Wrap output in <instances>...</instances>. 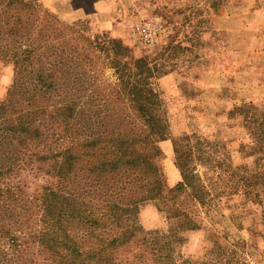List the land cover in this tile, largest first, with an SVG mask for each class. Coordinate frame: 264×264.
Instances as JSON below:
<instances>
[{"label":"trees","instance_id":"16d2710c","mask_svg":"<svg viewBox=\"0 0 264 264\" xmlns=\"http://www.w3.org/2000/svg\"><path fill=\"white\" fill-rule=\"evenodd\" d=\"M84 19L78 8L65 20L41 0H0V61L14 69L0 99V264H249L246 241L219 238L196 258L181 250L183 233L214 199L200 164L223 185L216 196L253 195L251 228L264 240V169L235 165L223 144L196 157L163 103L147 105L123 40ZM167 140L181 174L173 186L148 149ZM150 201L169 229L145 230Z\"/></svg>","mask_w":264,"mask_h":264},{"label":"rangeland","instance_id":"374dc122","mask_svg":"<svg viewBox=\"0 0 264 264\" xmlns=\"http://www.w3.org/2000/svg\"><path fill=\"white\" fill-rule=\"evenodd\" d=\"M41 1L51 7L63 3L62 0ZM80 1L81 5L93 1L96 7L103 9L108 0ZM118 1L120 9L111 16L108 27L104 28L93 20L92 12L96 8H89L84 20L87 19L92 33L107 32L110 38L122 39L127 49L138 59L146 77L145 83H141V91L147 105L154 107L163 103L171 122L172 133L178 135L188 131L196 157H203L211 152L213 146L223 144L235 165L264 169V160H258L259 157L264 158V132H256L259 125L264 127V98L250 92L251 88L247 83L249 75L245 71L241 73L238 68V73L234 74L237 65L243 70H251L257 55L245 52L243 35L233 36L215 29L216 21L219 20L217 16L224 10L229 15L237 12L239 15L249 16L247 25L251 28L254 23L249 13L252 0H218L221 4L217 0ZM214 2L217 4L214 5ZM260 3H264V0H259ZM62 5L65 6V3ZM81 5L77 4L79 7ZM179 9L182 11H178ZM146 17H158L165 29L152 45L142 43L140 37L130 30L131 23L139 24ZM167 47L170 50H166ZM154 63L158 64L159 69L163 65L168 73L177 74L174 89L169 91L160 85L159 79L164 75L159 74V69L158 72L150 73L149 69ZM223 65L233 67L229 71L232 77L229 76L227 83L218 75ZM13 76V66L0 61V99L6 96ZM235 82L243 84L237 87L247 98L246 101L249 98L257 99L255 102L251 101L252 106L235 110L219 104L218 96L228 97L237 91L234 90ZM204 83L216 85L211 86L214 88L223 83L225 86L214 95H203L201 87L203 89ZM251 116L256 119L253 125L246 121ZM226 117L239 120L241 127L233 128L235 122ZM245 126H249L248 130ZM148 149L161 165L169 186L176 184L181 179V174L174 163L172 141H162L148 146ZM198 168L209 187L213 186L214 199L210 206L202 208L201 215L198 216L201 227L183 233L186 239L181 246L183 253L200 258L219 238L222 242L241 240L247 242V262L264 264V240L251 228L255 215L260 210L253 195L216 196L218 192L215 191H222L223 185L218 184L215 178L212 185L210 178L213 177V172L200 164ZM140 221L147 231L167 230L171 226L155 201L148 202L141 209Z\"/></svg>","mask_w":264,"mask_h":264},{"label":"crops","instance_id":"0c3cea01","mask_svg":"<svg viewBox=\"0 0 264 264\" xmlns=\"http://www.w3.org/2000/svg\"><path fill=\"white\" fill-rule=\"evenodd\" d=\"M62 2L63 3H61L60 6H53L52 4L53 7H51L50 5V7L55 10V12H57L61 18L69 20L71 16H74L75 10L77 8L81 9L84 14L89 11V8H96V10L92 12V18L104 28L109 26L108 24H110L111 16H114V13H117L120 9L118 0H108L105 3L106 6L103 9L99 8L98 6L96 7L93 1H90V3H85L86 6L85 4L81 5L80 0H62ZM64 3L65 6L62 5ZM77 4H80L81 6L79 7ZM249 13L252 15V21L254 22L251 28L247 25L249 22L247 18H249V16L239 15L240 13L237 12L229 15V13L224 10L223 12L221 11L217 16L219 20L216 21L217 27H215V29L225 31L227 34L233 36H238L240 34L243 35V45L245 46V52H247L248 55L249 52L257 55V59H255L254 63L252 64L253 68L251 70H243L239 67V65H237L235 66L234 74L236 75L238 73V68L240 69L241 73L245 71L249 75L247 83L251 88L250 92L255 96L259 94L260 98L262 99L264 98V3L259 4V0H252ZM234 24H236V26ZM230 67L232 66L223 65V67L219 70L220 73L218 75L221 77L223 82L227 83L229 79V71L233 70V67L232 69H230ZM175 75H177L175 72L165 74L159 79L160 85L169 91L170 89H174L176 85ZM223 84L221 86L219 85L218 88H214L211 86L216 85H207L204 83L203 89L201 87V93L203 95H206L205 93H210L209 95L212 93L214 95L215 92L218 90L220 91L222 87L225 86V84ZM234 85V90H237L235 93L233 92L228 97L218 96V100L220 102L219 104H221L223 107L227 106L228 109H234L237 105L247 100V98H245L244 95L240 93L241 90L239 91L237 87V85L243 86V84L235 82ZM248 100H253V102H255L257 99L249 98ZM226 118L229 121L235 122V125L232 126L233 128L236 129L241 127L239 120L229 119L228 117Z\"/></svg>","mask_w":264,"mask_h":264},{"label":"built area","instance_id":"2783aa9c","mask_svg":"<svg viewBox=\"0 0 264 264\" xmlns=\"http://www.w3.org/2000/svg\"><path fill=\"white\" fill-rule=\"evenodd\" d=\"M139 22V24L131 23L130 30L140 37L142 43L147 45L154 44L158 37L165 31L164 25L161 23L158 17H146L141 19Z\"/></svg>","mask_w":264,"mask_h":264}]
</instances>
